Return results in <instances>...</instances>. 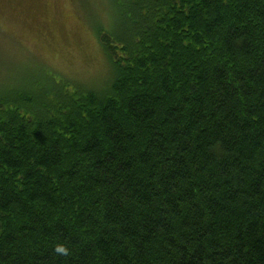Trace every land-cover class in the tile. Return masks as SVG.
Wrapping results in <instances>:
<instances>
[{
  "label": "trees",
  "instance_id": "trees-1",
  "mask_svg": "<svg viewBox=\"0 0 264 264\" xmlns=\"http://www.w3.org/2000/svg\"><path fill=\"white\" fill-rule=\"evenodd\" d=\"M105 2L106 87L0 92V264H264V0Z\"/></svg>",
  "mask_w": 264,
  "mask_h": 264
},
{
  "label": "rangeland",
  "instance_id": "rangeland-1",
  "mask_svg": "<svg viewBox=\"0 0 264 264\" xmlns=\"http://www.w3.org/2000/svg\"><path fill=\"white\" fill-rule=\"evenodd\" d=\"M105 1L0 0V92L10 96L20 82L36 92L39 84H51L50 76L106 87L110 68L95 30L109 27L112 10Z\"/></svg>",
  "mask_w": 264,
  "mask_h": 264
}]
</instances>
